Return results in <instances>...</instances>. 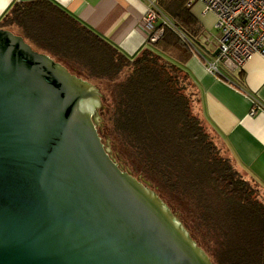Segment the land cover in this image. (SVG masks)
Segmentation results:
<instances>
[{
	"label": "water",
	"instance_id": "obj_1",
	"mask_svg": "<svg viewBox=\"0 0 264 264\" xmlns=\"http://www.w3.org/2000/svg\"><path fill=\"white\" fill-rule=\"evenodd\" d=\"M91 88L0 29V264H213L112 159Z\"/></svg>",
	"mask_w": 264,
	"mask_h": 264
},
{
	"label": "trees",
	"instance_id": "obj_2",
	"mask_svg": "<svg viewBox=\"0 0 264 264\" xmlns=\"http://www.w3.org/2000/svg\"><path fill=\"white\" fill-rule=\"evenodd\" d=\"M198 2L155 0L162 35L131 58L48 0L14 5L0 28L16 27L34 50L114 85L110 122L121 155L161 199L184 210L213 264H264V204L256 182L221 154L196 114L185 65L204 34L193 12Z\"/></svg>",
	"mask_w": 264,
	"mask_h": 264
},
{
	"label": "crops",
	"instance_id": "obj_3",
	"mask_svg": "<svg viewBox=\"0 0 264 264\" xmlns=\"http://www.w3.org/2000/svg\"><path fill=\"white\" fill-rule=\"evenodd\" d=\"M28 1L33 0H0V22L14 5ZM48 1L126 57H134L150 46L141 20L153 8L155 0ZM193 12L204 29L200 44L194 47L195 54L185 65L192 83L195 110L236 169L264 190V59L256 54L235 72L222 69L219 76L211 74L207 62L214 58L217 42L209 41L206 47L202 40L212 37L217 17L201 8ZM2 30L22 37L16 27ZM255 106L257 111L251 115Z\"/></svg>",
	"mask_w": 264,
	"mask_h": 264
},
{
	"label": "built area",
	"instance_id": "obj_4",
	"mask_svg": "<svg viewBox=\"0 0 264 264\" xmlns=\"http://www.w3.org/2000/svg\"><path fill=\"white\" fill-rule=\"evenodd\" d=\"M198 1L205 5L204 13L217 17L212 37L217 42L218 53L207 62L211 74L219 76L222 69L235 72L256 54L264 59V0ZM157 20L155 5L141 20V26L152 42L162 35L155 29ZM257 108L255 106L251 115L256 113Z\"/></svg>",
	"mask_w": 264,
	"mask_h": 264
},
{
	"label": "rangeland",
	"instance_id": "obj_5",
	"mask_svg": "<svg viewBox=\"0 0 264 264\" xmlns=\"http://www.w3.org/2000/svg\"><path fill=\"white\" fill-rule=\"evenodd\" d=\"M198 8H201V10H203V12L205 11V5L202 2H198L194 8V11L197 12ZM214 30H212L213 33ZM209 36V32H207L206 37ZM212 36V34H211ZM211 42L214 41L216 42L213 37L208 38ZM202 44L206 47H208V43L207 40H202ZM211 48H213V45H209ZM57 62V61H56ZM60 63V62H58ZM62 66H64L65 68L68 69V71L82 79L83 81L87 82L88 84L91 85V87L95 90V92L98 94V108L95 112V114L93 115V119L95 120L96 126H97V130L99 132V135L102 139V142L105 146V148L108 149L110 156L112 157V159L119 165V167L124 171V172H129L134 178L136 179H140L143 183V185H145L146 187H148L153 193L157 194V192L154 190V188L147 182H145L144 180H142L141 177H138L132 170L131 165L129 162L126 161V159H124V157L121 155L120 152V148L119 145L116 144V142L113 139V135H112V124L110 122V115L112 112V108H113V102H114V97H113V87L114 85L108 83L107 81L104 80H96V79H88L86 78L84 75L80 74L78 71H76L74 68H71L69 66H66V64L64 63H60ZM126 72L124 73V75L122 76L121 79H125L126 78ZM197 114V112H196ZM200 117V116H199ZM204 122V121H203ZM204 125H206V123L204 122ZM207 127V125H206ZM211 137L214 139V143L215 145L220 149L221 154L230 159V156L220 148V146L218 145L216 138L214 137V135L212 134ZM231 160V159H230ZM233 163V161H232ZM235 166V165H234ZM247 180H250L249 178H247L243 173H241ZM251 181V180H250ZM147 184V185H146ZM252 186L254 187V189L256 190V196L258 197V199L263 202L264 204V190L259 187V185H257L256 183L252 182ZM158 195V194H157ZM165 199H161L170 209L171 213L175 216V218H177V220L180 221V223L183 225L184 229L186 230V232L189 234V236L191 237V239L195 242V244L202 249V246L200 243H198L199 241L196 240V237L193 234V231L190 227L189 224H187V218L185 216L184 210L181 208L179 209L178 207H176V205L171 204L170 202H167V198L164 197ZM171 206V207H170ZM203 250V249H202ZM204 251V250H203ZM205 253V252H204Z\"/></svg>",
	"mask_w": 264,
	"mask_h": 264
},
{
	"label": "bare ground",
	"instance_id": "obj_6",
	"mask_svg": "<svg viewBox=\"0 0 264 264\" xmlns=\"http://www.w3.org/2000/svg\"><path fill=\"white\" fill-rule=\"evenodd\" d=\"M91 91H94L93 88L90 89ZM98 99L96 98H91L89 100L83 101L82 103V112L86 114H90L92 117L95 114L99 104H98Z\"/></svg>",
	"mask_w": 264,
	"mask_h": 264
}]
</instances>
